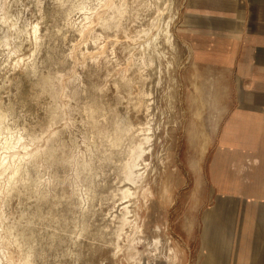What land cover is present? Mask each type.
<instances>
[{"label": "bare ground", "instance_id": "6f19581e", "mask_svg": "<svg viewBox=\"0 0 264 264\" xmlns=\"http://www.w3.org/2000/svg\"><path fill=\"white\" fill-rule=\"evenodd\" d=\"M7 2L6 0H0V66L5 65L11 56H15L16 59L13 65L14 77H8L7 81L4 79L0 82V264H36L37 258L43 259L48 251L58 249L60 255L70 256L69 258L73 262L71 264H74V260L80 259L78 258L79 251L76 252L74 248L77 245V238L88 233L85 212L81 211L80 208L79 217H75L70 222H67L64 216L53 214L54 212L44 213L42 206L48 192H51L48 187L51 182L44 183V181H41L44 180L43 177L42 179L39 176L32 177L29 167L40 166L48 171H51L52 167L56 165L70 167L69 170H72V179L75 185L80 182L88 183L86 185L88 187L83 188V191L80 189L78 195L82 201L88 202V200H92L98 195L93 188L96 183L93 182L94 185L92 186L91 178L95 172L94 161L99 150L102 149L101 146L105 147L102 154L103 160L109 161L113 160L114 155L119 152L118 148L125 141H127V144L122 152L127 157L125 156L126 160L124 159L125 161L123 160L124 162L119 167L122 176L121 182H123L122 187H119L120 207L117 209L118 212L116 210L112 213L110 226H108L106 233L108 237L102 243L109 247V257L112 264H149L148 260H141L137 245H142L147 257L151 259H156L163 252L174 254V259L169 264H175L178 252L171 245L172 236L167 234L169 229L167 221L161 224L160 220L165 211V204H171L175 200L171 195V191L176 166L173 163L168 164L167 156L164 154L157 157L155 164L145 160L146 154L151 153L153 149V132L150 122L148 121L144 125L136 127L128 117H118L115 114L107 115L106 108L99 100L102 97L101 90L105 85L102 83V88L98 84H92L91 88L84 85L82 89L84 101H82L81 107L86 121V132L83 134L81 141L84 149L82 151L78 150L76 153L71 151L75 141L70 135V128L74 123L71 116L70 98H75L76 95L68 94L67 89L79 75L77 76L74 72L68 75L54 72L56 69L43 71L38 67L35 52L38 51L43 41L39 24L46 17L40 6L41 1L36 3L40 20L33 22L27 19L22 20L21 12L16 9L14 11L11 8L12 5ZM163 3L170 6L169 0H80L75 6L81 17L78 25L75 24L76 20L74 18V23L70 20V10L65 14V22L71 25L75 24L76 27H74L85 44L91 43L93 45L92 50H89L88 47H84L85 50L82 52L76 49L81 53L80 56L75 57L76 62L88 69V62L90 61L91 65H94V71L97 72L101 69V59H106L110 66H105V75L110 79L115 78L111 82L114 83L117 101H120L121 98H126L127 101L130 100L129 96L135 83L130 74V69L134 64L136 53L140 54V64L146 66L152 63L154 51L161 52L156 47L160 35H163L165 41L173 46L171 24L175 15H170L168 19L164 20L166 6L163 8ZM143 10L150 11L152 14L149 16L146 27L142 25L140 29L135 30L134 22ZM96 27L99 28V31ZM23 42L27 43L32 50L27 56H21L20 53L25 48ZM117 47L127 51L123 66L118 62ZM72 50L70 51L72 52ZM39 52L41 51L39 50ZM39 52L37 53L40 55ZM75 53L74 55H76ZM24 83H28L31 90L37 91L33 96L31 95V101H34L36 105L39 104L42 97L48 99V102L46 106L44 105V117L42 119H37L32 124L22 123L19 126L17 119L21 112L18 114L14 99L16 97L23 99L24 88L22 86ZM10 85L14 86L13 97L9 91ZM136 86L138 85L136 84ZM3 94H7L6 103L1 101ZM28 101L22 100L21 107H26ZM44 124H46V127L41 130ZM42 141H44L43 145H41ZM200 151L201 153L204 152V148L201 147ZM165 154L167 155V152ZM165 163L168 166L163 171V176L159 173V191L164 190V193L160 197H158V194L154 196L152 184L156 182L158 174L155 178L150 179L151 172L162 168ZM52 176H55V174H52ZM48 180L50 181V179ZM13 197L20 198L19 203L23 209L17 216L4 221L3 205H9ZM25 198L31 200L28 207L24 206L23 201ZM86 208L88 207L86 206ZM104 259L109 261L107 256ZM164 264L168 263L165 262Z\"/></svg>", "mask_w": 264, "mask_h": 264}, {"label": "crops", "instance_id": "0c3cea01", "mask_svg": "<svg viewBox=\"0 0 264 264\" xmlns=\"http://www.w3.org/2000/svg\"><path fill=\"white\" fill-rule=\"evenodd\" d=\"M176 13L190 51L180 147L197 149L170 236L189 264H264V0H177Z\"/></svg>", "mask_w": 264, "mask_h": 264}, {"label": "rangeland", "instance_id": "374dc122", "mask_svg": "<svg viewBox=\"0 0 264 264\" xmlns=\"http://www.w3.org/2000/svg\"><path fill=\"white\" fill-rule=\"evenodd\" d=\"M6 1H8L7 2L8 4L12 5L11 8L14 9V11L16 9L19 12H21L22 20L27 19V20H30L32 22L40 20L39 19V13H38L37 8H36V3H37V1L38 2L41 1L40 6L42 7V10L46 14V17H44L43 20L40 21L41 24H39L40 25V32L43 35V41L39 47L40 49L38 48V51L36 50V52H35L36 59L38 61V67L40 68V70H43V71H47L48 69H50V70L56 69V70H54V72L56 71V72L64 73L66 75L74 72L75 74H77V76L79 75L82 78L81 79L78 76L77 79L79 78L78 79L79 81L76 79L75 82L70 84L68 86V89H67L68 94L72 93V94L76 95L75 98L74 97L70 98V105H71V110H72L71 116L74 120L73 126L70 128V133H71L70 135H71V137H73V139L75 141L74 142L75 145L71 148V151L76 153L78 150L82 151L84 149L83 148L84 145L81 142L82 138H83V134L86 132L85 115H84V112L81 108L82 104H83L82 101H84V98H83L84 93L82 91L83 86L86 85L88 88H91L92 84H98L99 87L102 88L101 85L104 84L105 87L103 86V88L101 90L102 97L99 100L101 101V103H103L104 107L106 108V114L108 113L107 115L111 116L112 114H115L118 117H128L130 119V121L134 124V126H136V127L144 125L148 121L150 122L151 127H152V132H153L152 133V136H153L152 137V139H153L152 147H153V149H152L151 153L146 154L145 160L151 161L152 163L155 164L157 157L161 154L162 155L164 154L165 156H167V159H168L167 163L168 164L173 163V165L176 166L175 167L176 172L174 174L173 181H172L173 189L171 191V195H173V197H174L173 199H175V193L177 192V189H179V187L181 186V183H182V172H183L182 167H184L183 166V164H184L183 152L188 151L189 156L193 157V155H194L193 151L197 149V148L180 147L181 142H183L181 140L182 134H183V131L187 125L186 120L183 116V105H182V99H181L182 87H181V81L180 80H181L182 72L185 69V62L190 55L189 54L190 51L188 50V54H187L186 49L177 42L176 36L173 32L174 27H175L176 18H177V13H176V11H177V0H169L170 6H169V4L168 5H165L164 3L162 4L163 8L166 6L164 9V12H165V14L163 16L164 20L168 19V17L170 15H175V18L173 19L172 24H171L173 46H171L170 44H168L165 41L163 35H160L158 38L156 47L158 48L159 51L161 50V52L157 53V51L156 52L154 51L152 63L148 64L146 66L143 64H140V60H139L140 54L139 53L135 54L134 64L132 65V67L130 69V74L134 78L135 83H134V87L132 89V92L129 96V98H130L129 101H127L126 98H121L120 101L116 100L117 98H116V94H115V87H114V83H112L115 78L113 77L110 79V78L106 77V75H105L106 74L105 66H110V64H108L106 62V59H104V58L101 59V61H100L101 62V65H100L101 69L97 72L94 71V69H93L94 65L92 66L90 61L88 62V69L86 67H84L83 65H81L80 63L78 64L76 62L75 57L80 56L79 55V54H81L80 52L84 51L86 47H88L89 50L93 49V45L91 43L85 44V42L79 36V33L75 28L81 19V17L79 16L80 13L78 12L77 9H75V6L77 5V3L80 0H60V1L59 0H55V1L54 0L53 1L52 0H40V1L39 0H36V1L35 0H6ZM152 1H154V0H152ZM60 3H62V4H60ZM68 10H70V20H72L73 23L76 20L75 21L76 25L75 24L71 25L70 23L65 22V20H66L65 14L68 12ZM73 12H75V13L72 14ZM140 13L141 14H140L139 18L134 22V25L136 26L135 30H137V28L140 29L142 27V25H143V27L144 26L146 27L148 24L149 16L152 14V12H150V11L147 12L144 10L141 11ZM59 25L60 26L62 25V26L60 27ZM96 29H97V31H99L98 27H96ZM48 35H50V36H48ZM72 41H73V43L71 44ZM81 42H84V43H81ZM74 43H76V44H74ZM23 44H24L23 47L25 46V48L22 49V51L20 52L22 55L21 54L20 55L21 56H27L28 54H30V52L32 50L29 48V45L27 43L23 42ZM72 48H73V50H72ZM76 49L79 50L80 52L77 51ZM39 50L41 52H39ZM70 50H72V52ZM37 52H39L40 55ZM74 53L76 55H74ZM116 53L119 54V56L117 54L118 62L120 63V65L123 66L125 64V61H126L125 57L127 56V51L122 50L121 47H117ZM121 53H123V54H121ZM64 54H65V56H64ZM69 58H70V60H69ZM8 59H7L8 61L5 65L0 66V82L4 79L7 81L8 77H14V75H15L13 72V70H14L13 65L15 63L16 57L11 56ZM11 64H12L13 68H12ZM48 64H49V67H48ZM78 65H80V66H78ZM45 68H47V69L45 70ZM77 71H78V73H77ZM158 76H160V77H158ZM80 79L82 80V82H80L81 81ZM106 80H108V81H106ZM104 82H106L108 84H105ZM79 83H81V84H79ZM136 84L138 86H136ZM9 87H10L9 88L10 94L13 97V94H14V91H13L14 88L13 87L14 86L10 85ZM22 87L24 88L22 100H29V101H28L26 107H21V102H22L21 98L16 97L14 99L16 101V107H17L16 110H17L18 114L21 112L19 114L18 119H17L19 126H21L22 123L23 124L24 123L32 124L37 119H40V118L42 119L44 117V108L48 102V99H44L42 97L39 104L36 105L34 103V101H31L32 100L31 98L35 93H37V91L35 92V90H31L28 83H24ZM69 88H70V90H69ZM71 89H73V90H71ZM149 91H151V92H149ZM152 92H153V94H152ZM150 93H151V96H150ZM72 94H70V95H72ZM7 99H8L7 94H3L1 97V101L3 103H6ZM140 101H142V103H140ZM147 116H148V118H147ZM29 121H31V122H29ZM151 122H153V123H151ZM45 127H46V124H44V127L41 130H44ZM43 144H44V141L41 142V145H43ZM126 144H127V141H125L118 148L119 152L116 153L117 157L115 154L113 157V160H109V161L103 160L102 154H103L105 147L101 146L102 149L99 150L97 158L94 161V167H95L94 171L95 172L91 178L92 186L96 183L93 186V188L97 191L98 195L95 196L94 199L88 200V202L87 201L85 202L84 200L82 201V199H80V197L78 196L80 193V189L83 191V188L88 187V186H86V185H88V183L87 182L81 183L79 181L81 184L77 183L75 185V183L73 182V179H72V172H71L72 170H69V169H71L70 167H65L62 165H56V166L52 167V170H51L52 172H51V171H48V170L41 168L40 166H38V167H33V166L29 167L28 166L30 173L32 172V177L39 176L41 179L43 177L44 180H41V179L40 180L44 181V183H47V182L50 183L51 182L48 186L50 188L49 191L51 190V192H48V194L44 200L43 206H42L44 213H47L48 211H51L52 213L54 212L53 214H55L57 216H64V217H66L67 222H70L71 220L75 219V217H77V216L79 217V215H80L79 212H81V211L85 212V220H86L85 222H86V226L88 228V233L84 234L85 236L82 235V236L78 237L76 240L77 245L75 246L74 249L76 250V252L79 251L78 252V256H79L78 258H80V259L74 260V264H103V263L104 264H112V262L110 261V257H109V252H110L109 247L107 245H103L102 242L104 239H106L108 237L106 233L108 231V229H107L108 226H110V220H111L112 213H114V211H116L120 207L119 206V202H120L119 201V195H120L119 194L120 193L119 187L120 188L122 187L123 182H121L122 176H121L119 167L126 160V157H127L126 154L124 152H122V150L126 147ZM203 148L204 147H202V149ZM165 152H167V155L165 154ZM118 155H119V157H118ZM115 161H116V163H115ZM168 164L165 163L164 166H166V167L163 166L162 168L158 169L157 170L158 172L157 171L151 172L150 179L155 178L156 175L158 174L156 177V182H154L152 184L154 196H156L158 194V197H160L161 194L164 193V190H162L161 192L159 191L160 175L163 176V171H165V169H167ZM101 170H102V172H100ZM61 173H63V174H61ZM159 173H160V175H159ZM52 174H55V176H52ZM95 175H97V176H95ZM101 178H103V179H101ZM48 179H50V181ZM93 182H94V184H93ZM115 183H116V185H115ZM61 184H63V185H61ZM104 193H106V194H104ZM76 195H77V197H76ZM116 195H118V196H116ZM13 198L11 199L9 205H7V204L5 206L3 205L4 221H7V220L11 219L12 217L17 216L19 214V212L23 209L21 207V204L19 203L20 198H17V197H13ZM71 200H73V201H71ZM30 201H31L30 199L28 200V198H25L23 201L24 206L28 207L30 204L29 203ZM54 201H56L57 203ZM174 202L175 201L173 200V202L171 204H168V203L165 204V206H164L165 211H164V214L160 220L161 224L166 223V221L168 223V221H169V223H168L169 229L167 231L168 236L171 235L170 229H171V231H173V234L176 233V228L174 225L175 224V222H174V219H175V204H174ZM67 203L70 205H68ZM114 203H116V204H114ZM80 204L81 205L83 204V205L81 206ZM0 205H1V202H0ZM67 205L71 207L73 212L71 209H69L70 207H68ZM86 206L88 208H86ZM113 207H115L116 209ZM74 208H75V210H74ZM80 208H81V211H80ZM4 209H5V211H4ZM68 209H69V211H68ZM78 209H79V211H78ZM85 209H87V210L85 211ZM117 212H118V210H117ZM108 213L109 214L111 213V214L109 215ZM89 223H90V225H89ZM103 233H104V235H103ZM171 238H172V244L171 245L174 246V248L178 252V254L176 256L175 264H189V261H188V259H186V256L184 254L182 245L176 239L174 240L173 237H171ZM137 249L140 251L141 260H148L149 264H164L165 262H167L169 264L174 259V254H167L164 252L161 254L163 257L160 255L156 259H151V258L147 257V255L145 253V249L142 245H137ZM50 254H51V256H50ZM82 254H83V256H82ZM53 256H54V258H53ZM67 256L68 255H62V254L60 255L59 249L56 251H48L47 255L43 259H41V258L36 259V264H38V263L39 264H60L61 262H62L61 264H71L72 259L69 258L70 256H68V257ZM106 256H107V259L109 261H107V260L105 261L104 258ZM67 259H68V262H67ZM48 261H50V262H48Z\"/></svg>", "mask_w": 264, "mask_h": 264}]
</instances>
